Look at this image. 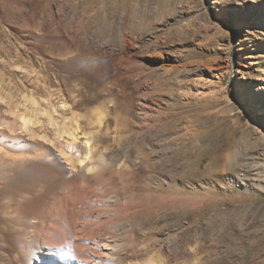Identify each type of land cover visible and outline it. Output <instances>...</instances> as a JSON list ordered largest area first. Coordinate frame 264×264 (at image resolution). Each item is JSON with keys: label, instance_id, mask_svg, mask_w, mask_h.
Returning <instances> with one entry per match:
<instances>
[{"label": "rangeland", "instance_id": "obj_1", "mask_svg": "<svg viewBox=\"0 0 264 264\" xmlns=\"http://www.w3.org/2000/svg\"><path fill=\"white\" fill-rule=\"evenodd\" d=\"M0 264H264V0H0Z\"/></svg>", "mask_w": 264, "mask_h": 264}, {"label": "bare ground", "instance_id": "obj_2", "mask_svg": "<svg viewBox=\"0 0 264 264\" xmlns=\"http://www.w3.org/2000/svg\"><path fill=\"white\" fill-rule=\"evenodd\" d=\"M240 26H241V25H240ZM241 27H242V26H241ZM241 27H240V28H241ZM101 117H102V115H101ZM23 120H24V122H25V125H28V123H30V121L27 120L26 117H24ZM101 120H102V119H101ZM88 167H89V166H88ZM88 167H86V168H88ZM95 170H97V168H95L94 166H91V167L88 168V173H90V172H94ZM81 176H82V175H81ZM113 201H114V200H113ZM104 208H105V207H104ZM102 212H103L102 214H104V216L107 217V218H108L111 214H114V213H115V212L110 213V212H108V211H104V210H103ZM116 214H117V213H116ZM111 250H112V247L109 248L108 251H106V253L111 252ZM48 255H51V254L48 253ZM42 260H43V258L40 256V258H39L38 261H39V262H42Z\"/></svg>", "mask_w": 264, "mask_h": 264}]
</instances>
